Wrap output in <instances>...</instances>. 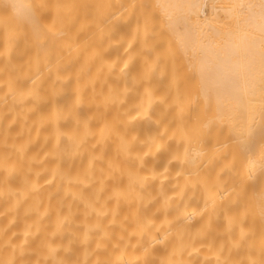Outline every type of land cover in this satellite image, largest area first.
<instances>
[{"label":"bare ground","instance_id":"6f19581e","mask_svg":"<svg viewBox=\"0 0 264 264\" xmlns=\"http://www.w3.org/2000/svg\"><path fill=\"white\" fill-rule=\"evenodd\" d=\"M0 0V264H264V0Z\"/></svg>","mask_w":264,"mask_h":264},{"label":"rangeland","instance_id":"374dc122","mask_svg":"<svg viewBox=\"0 0 264 264\" xmlns=\"http://www.w3.org/2000/svg\"><path fill=\"white\" fill-rule=\"evenodd\" d=\"M83 7H86V4H85V0H81V8H80V14H79V17L82 18L83 17V11H82V8Z\"/></svg>","mask_w":264,"mask_h":264}]
</instances>
